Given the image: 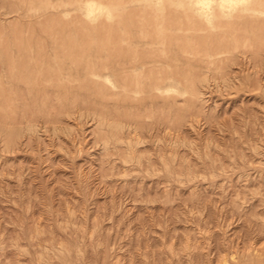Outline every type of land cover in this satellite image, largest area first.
Segmentation results:
<instances>
[{
	"label": "rangeland",
	"instance_id": "374dc122",
	"mask_svg": "<svg viewBox=\"0 0 264 264\" xmlns=\"http://www.w3.org/2000/svg\"><path fill=\"white\" fill-rule=\"evenodd\" d=\"M28 1L0 0V264H264V7L248 10L253 0L208 1L225 22L211 28L215 38L209 42L235 48L233 59H225L227 67L186 60L174 50L170 85L158 89L146 83L140 92L121 89L113 76L89 77L82 68L73 69L74 80L62 79L60 97L70 107L53 117L51 102L43 106L35 101L37 93H27V84L24 92L8 81L10 59L17 72L22 58L41 51L43 64L50 60L61 70L53 50L61 54L62 44L76 55L81 47L95 53L108 30L110 36L118 27V32L129 28L138 39L137 20L147 31L152 16L162 27L170 14L194 18L203 5L198 0H46L48 6L44 0ZM185 35L193 56L197 32ZM72 40V46L66 43ZM98 60L93 57L92 64L98 67ZM184 65L191 70H181ZM183 71L199 74L193 79ZM91 77L97 88H106L96 97L108 102L105 113L94 110L95 99L89 107L79 100L70 104L80 98L76 87L88 90ZM112 85L116 90L107 91Z\"/></svg>",
	"mask_w": 264,
	"mask_h": 264
},
{
	"label": "bare ground",
	"instance_id": "6f19581e",
	"mask_svg": "<svg viewBox=\"0 0 264 264\" xmlns=\"http://www.w3.org/2000/svg\"><path fill=\"white\" fill-rule=\"evenodd\" d=\"M23 1V0H22ZM28 1V0H27ZM45 2H46V0H44ZM43 1V2H44ZM62 1V0H61ZM70 1V0H69ZM75 1V0H74ZM82 1V0H81ZM135 1V0H134ZM139 1V0H138ZM209 0H198V4L199 3H201V5H203V7H201V9L199 10V14L198 15H196L195 13V15L193 14V17L194 18H192L190 15H189V13H187V12H185V14L182 16L184 19H182V18H177V17H175V16H172L171 14H170V20H168L166 23H164L163 24V26L162 27H160V26H158V24H157V22H158V18H156V17H151L150 19H149V22H148V25L150 26L149 27V29L147 30V31H145V28H144V25H143V23H140L141 21L140 20H137V23H135L137 26H138V28H139V38L137 39L135 36H137L136 34H135V36H134V34H133V32L129 29V28H125L124 29V31L123 32H118V31H121V29L119 30V27H118V31L117 32H114L113 30V32L112 33H114V35H110V36H107V35H109L110 34V31L108 32H105V33H108L107 35H105L104 36V44H101L99 47H98V49H97V51L95 52V53H92L91 51V49H92V47L90 48V47H87V48H85V47H81L82 45V42H80L81 44H79V45H81L80 47V49H79V47L77 48V49H79V51L81 50V53L79 52V51H77V52H79L80 53V55H76V54H78V53H76L75 51L74 52H72V50H70V48H67V47H65L66 45H63L62 43L63 42H65V41H62L61 42V40H63V36H61V38H59L58 39V35L56 36H54V37H56V40L58 39V40H60V42H61V44L63 45H61L60 46V42H59V46L60 47H62V49H60V51H62L61 52V54H59V52L57 51V50H53L54 52L53 53H55L57 56H59L58 58L60 59V60H58V64L57 65H59V66H64V67H68V69L67 70H65L64 69V67L60 70V69H58V68H55V67H53L54 65L50 62V60H48V61H46L47 63L46 64H43L42 62H41V60H42V55L40 54V53H42L41 51H36L37 53H36V56L35 57H33L32 55H30V56H27L26 57V59H25V57L24 58H22L20 61H19V63L17 64V67H18V71L17 72H15L14 70H16L17 68H15L14 66H13V64L11 63V59L8 61L9 62V64L7 65V66H9V72H8V75H7V79H8V81L9 82H12V84L14 85V87L16 86L17 88L19 87V88H23V90H24V87L26 86V84H27V86H26V90H27V88L29 89V90H27V93H28V91H29V94H33V93H37V94H34V96H35V101H37V102H40V104H41V102H42V104L41 105H43L44 106V103H48L49 102V104H50V102H51V104H52V107H51V109H54V110H56L57 111V113L56 112H54L53 113V117L54 116H57V114H58V112L60 111V112H62L63 110H68L69 109V107H70V105L69 106H67L66 105V103H65V101L63 100H61L62 98H60V97H62V91H63V86H62V79L65 77H67V78H74V77H71L72 76V70L73 69H75L76 71L77 70H79L80 68H82V70L89 76V74L92 76H94L95 74H97L98 76H103V74H106V79H108V80H111V79H109L111 76H113L114 77V79H116V82H118V83H121V85H119V86H121V89H122V87L124 88V89H126V91H131V92H136L137 90H139V89H142L145 85H146V83H148L150 86L151 85H153L155 88H158V89H163V88H166V87H168L169 85H170V83H171V80H172V77L170 76L171 74H173L174 72L172 71V70H174V69H172V70H170L169 71V66L171 65L172 66V55H171V53H172V51H174V50H176L175 52H179V53H181V56H182V58H184V59H186V60H191V59H196V60H199V61H202V62H205V63H210V62H212L213 64H218V63H221V62H225V59H227V61H228V59L231 57V52L232 51H234V47H232V46H221L220 45V43H217V42H215V43H210L209 41H214V38H215V36H213V35H215L212 31H211V28H214V27H217V26H220V25H222V24H224L225 22H223L224 20L222 19V17H221V15H220V10H218V8L217 9H215V10H211V9H213L212 7H210L211 5H210V2H208ZM213 1V0H212ZM222 2H224L223 0H221ZM233 1V0H232ZM241 1V0H240ZM31 2V1H30ZM44 2V3H45ZM88 2V1H87ZM86 2V3H87ZM92 2V1H91ZM119 2H120V0H119ZM133 2V1H132ZM218 2V1H217ZM251 2V1H250ZM16 3V2H15ZM28 3H29V1H28ZM51 3V2H50ZM85 3V5L87 6V4ZM89 3V2H88ZM141 3H142V0H141ZM181 3V2H180ZM214 3V2H213ZM219 3V2H218ZM230 3V2H229ZM236 3V5H237V2H235ZM27 4V3H26ZM90 4V3H89ZM92 4H93V2H92ZM92 4H90V5H92ZM212 4V3H211ZM217 4V3H216ZM224 4V3H223ZM227 4V3H226ZM242 4H244V3H242ZM28 5V4H27ZM30 5V4H29ZM46 5L48 6V4H47V2H46ZM148 5V4H147ZM185 5V4H184ZM195 5L197 6V4L195 3ZM200 5V4H199ZM217 5H220V4H217ZM227 5H229V4H227ZM241 5V4H240ZM12 6V5H11ZM194 6V5H193ZM244 6H245V4H244ZM247 6V5H246ZM100 7V6H99ZM148 7V6H147ZM173 7V6H172ZM200 7V6H199ZM219 8H221L220 6H218ZM225 7V6H224ZM223 7V8H224ZM236 7V6H235ZM237 7H239V6H237ZM241 7V6H240ZM264 7V0H253V3H251L250 5H249V7H248V10H253V9H259V8H263ZM128 8H129V6H128ZM130 8H132V7H130ZM158 8V7H157ZM168 8H170V7H168ZM176 8V7H175ZM243 8V7H242ZM247 8V7H246ZM42 9V8H41ZM49 9V8H48ZM100 9V8H99ZM173 9V11H175L174 10V8H172ZM208 9V10H207ZM226 9V8H225ZM236 9V8H235ZM239 9V8H238ZM241 9V8H240ZM264 9V8H263ZM46 10V9H45ZM130 10V9H129ZM135 10H137V9H135ZM176 10H177V8H176ZM231 10V9H230ZM242 10V9H241ZM51 11V10H50ZM127 11V10H126ZM131 12H133L132 10H130ZM158 11V10H157ZM178 11V10H177ZM187 11H188V9H187ZM229 10H227V12H228ZM232 11V10H231ZM243 11H244V9H243ZM246 11V10H245ZM263 11V10H262ZM43 12V11H42ZM176 12V11H175ZM179 12L181 13V11L179 10ZM222 12H223V10H222ZM247 12V11H246ZM259 12H260V10H259ZM39 13V12H38ZM155 13H156V10H155ZM157 13H159V12H157ZM192 13V12H191ZM124 14V13H123ZM262 14V13H261ZM132 15V14H131ZM179 15V14H178ZM225 15H227V14H225ZM260 15V14H259ZM263 15V14H262ZM134 16V15H133ZM258 16V15H257ZM261 16V15H260ZM264 16V15H263ZM262 16V17H263ZM241 17H242V15H241ZM133 18V17H132ZM121 18H119V20H120ZM125 19V18H124ZM136 19H137V17H136ZM236 19V18H235ZM234 19V20H235ZM255 19V18H254ZM118 20V21H119ZM127 20V19H126ZM130 20H132V19H130ZM118 21H116V23L118 22ZM134 21H136L135 19H134ZM258 21V20H257ZM264 21V20H263ZM223 22V23H222ZM120 23H121V20H120ZM231 23V22H230ZM259 23V22H258ZM129 24V23H128ZM131 24V23H130ZM232 24V23H231ZM240 24V23H239ZM104 25V24H103ZM112 25V24H111ZM115 25V27H116V25H118V24H114ZM233 25V24H232ZM231 25V26H232ZM237 25V24H236ZM255 25H257V23H255ZM264 26V22L263 23H261V26ZM112 27V26H111ZM114 26L112 27V28H115ZM234 27V26H233ZM249 27H252V26H249ZM253 27H256V26H253ZM111 28V29H112ZM121 28V27H120ZM123 28V27H122ZM87 29V28H86ZM135 29V28H134ZM210 29V30H209ZM234 29V28H233ZM253 29V28H252ZM252 29H250V30H252ZM255 30H256V28H254ZM254 29H253V31H254ZM262 29V28H261ZM260 29V30H261ZM101 30V29H100ZM241 30V29H240ZM264 30V29H263ZM194 31H196L197 32V37H196V43H195V49L193 50V53H194V55L193 56H190V48L188 47V43H187V40H185V38H186V35H185V32H194ZM208 31H209V33H208ZM227 31V34H228V30H226ZM225 31V32H226ZM242 31V30H241ZM79 32V31H78ZM80 32H83V30L82 31H80ZM79 32V33H80ZM98 32V31H97ZM103 32V31H102ZM136 32V31H135ZM175 32H177V33H175ZM181 32H183L184 34H181ZM254 32H256V31H254ZM253 32V33H254ZM77 33V32H76ZM85 33H87V32H84L83 34H85ZM101 33V32H100ZM105 33H103V34H105ZM218 33V32H217ZM249 33V32H248ZM252 33V34H253ZM257 33H259V32H257ZM264 33V32H263ZM262 33V31H261V36H263L264 34ZM61 34V33H60ZM83 34H80L81 36L83 35ZM193 34V33H192ZM252 34H251V36H252ZM256 34V33H255ZM254 34V37L256 36ZM263 34V35H262ZM217 35V34H216ZM219 35V34H218ZM226 35V34H225ZM259 34H257V36H258ZM91 36V38L92 37H94L95 35H90ZM134 36V37H133ZM209 36V37H208ZM223 36V35H222ZM232 36V35H231ZM248 36V35H247ZM256 36V37H257ZM80 37V36H79ZM82 37H84V35L82 36ZM191 37L193 38L194 37V34H193V36L191 35ZM214 37V38H213ZM227 38V36H224V38ZM97 38V37H96ZM210 40H209V39ZM217 38H219L218 36H217ZM223 38V37H222ZM223 38V39H224ZM225 38V39H226ZM239 38V37H238ZM252 38V37H251ZM47 39V38H46ZM52 39V38H51ZM54 39V38H53ZM81 39H83V38H81ZM98 39V38H97ZM125 40L126 39V42H127V44H122V40ZM131 39H133V41H130ZM134 39H137V41L134 43ZM222 39V40H223ZM224 39V40H225ZM228 39V38H227ZM247 39V38H246ZM254 40H255V38H253ZM257 39V38H256ZM48 40V39H47ZM93 40V39H92ZM96 40V39H95ZM249 40V39H248ZM259 40V39H258ZM89 41H90V39H89ZM100 41H101V39H100ZM228 42H229V39L227 40ZM256 41V40H255ZM25 42V41H24ZM34 42V41H33ZM54 43L56 42V41H53ZM73 43V40L72 41H68V42H66V43ZM96 42V41H95ZM111 43L112 42V44H111V46L110 45H108L109 43ZM208 42H209V46L207 45L208 44ZM219 42V41H218ZM258 42V41H257ZM47 43V42H46ZM69 43V44H70ZM108 43V44H107ZM223 43V42H222ZM227 43V42H226ZM22 44V43H21ZM45 44V43H44ZM65 44V43H64ZM90 44H91V42H90ZM89 44V45H90ZM107 44V45H106ZM25 45V44H24ZM56 45H57V43H56ZM68 45V44H67ZM71 45V44H70ZM88 45V46H89ZM93 45H94V43H93ZM92 44L90 45V46H93ZM107 47H106V46ZM241 45V44H240ZM43 46V45H42ZM50 46V45H49ZM49 46H48V48H49ZM72 46V45H71ZM70 46V47H71ZM84 46V45H83ZM253 46V45H252ZM34 47V46H33ZM75 47V46H74ZM106 47V48H105ZM224 47V52H223V54H224V57H219V55H220V51L222 50V48ZM238 47H240L239 45H238ZM20 48V47H19ZM22 49V48H21ZM31 49V48H30ZM72 49V48H71ZM88 49V50H87ZM239 49V48H238ZM240 49H242L241 47H240ZM256 49H260L259 47L258 48H256ZM256 49H255V51H256ZM50 50V49H49ZM75 50V49H74ZM94 50V49H93ZM18 51H21V50H18ZM32 51V50H31ZM238 51V50H237ZM254 51V50H253ZM255 51L253 52L254 53V56H255ZM16 52V51H15ZM22 52V51H21ZM211 52H213L215 55H216V57L214 58V59H208V55L211 53ZM236 52V51H235ZM243 52V51H242ZM241 52V53H242ZM249 52V51H248ZM251 52V51H250ZM53 53H51V54H53ZM73 53L76 55H73ZM234 53V52H233ZM232 53V54H233ZM20 54V53H19ZM178 54V53H177ZM176 54V55H177ZM243 54V53H242ZM257 54V53H256ZM22 55V54H21ZM104 55L106 56V60H105V62L103 61L104 60ZM175 55V56H176ZM250 55V54H249ZM251 55H252V53H251ZM14 56V55H13ZM174 56V57H175ZM178 56H179V54H178ZM181 56H180V58H181ZM50 57V56H49ZM51 57H53V56H51ZM94 57V59L96 60V59H99L98 61V63L100 64L101 63V65H99L100 66V68H98L95 64H92V58ZM96 57V58H95ZM249 57V56H248ZM20 58H21V56H20ZM181 58V59H182ZM259 58H260V56H259ZM14 59V58H13ZM32 59H33V65H32V69L30 68V64H31V61H32ZM51 59H53V58H51ZM231 59H233V58H230V60ZM253 59V58H252ZM175 60L176 61H179V58H177L176 59V57H175ZM183 60V59H182ZM14 61V60H13ZM12 61V62H13ZM175 61V62H176ZM234 61V60H233ZM233 61H231L232 63H233ZM253 61V60H252ZM255 61V65H256V60H254ZM97 62V61H96ZM180 62H181V60H180ZM191 62V61H190ZM5 63H7L6 61H5ZM14 63V62H13ZM98 63H96V64H98ZM179 62H177V64H178ZM204 63V64H205ZM226 63V62H225ZM224 63V66H226L227 67V65ZM228 63V62H227ZM230 63V62H229ZM228 63V64H229ZM4 64V63H3ZM179 64H181V63H179ZM178 64V65H179ZM182 64H183V62H182ZM189 64V63H188ZM258 64H260V63H258ZM205 65H207V64H205ZM221 65V64H220ZM4 66V65H3ZM208 66V65H207ZM206 66V67H207ZM211 66V65H210ZM223 65H221V67H222ZM257 66V65H256ZM190 67H191V65H190ZM253 67V66H252ZM28 68H30L31 69V71L30 72H27L28 71ZM189 68V65H187V66H183V67H181V70H184V71H186L187 69ZM192 68H194V67H192ZM208 68V67H207ZM209 68H211V67H209ZM219 68H220V66H219ZM99 69V70H98ZM190 69V68H189ZM188 69V70H189ZM195 70L197 69V68H194ZM199 69V68H198ZM214 69V68H213ZM220 69H222V68H220ZM98 70V71H97ZM191 70V69H190ZM175 71H176V69H175ZM183 71V72H184ZM194 71V70H193ZM199 71V70H198ZM3 72V71H2ZM4 72H6L5 70H4ZM105 72V73H104ZM169 72L171 73V74H169ZM77 73V72H76ZM84 73V74H85ZM176 73H177V71H176ZM182 73V72H181ZM180 73V74H181ZM184 73H187V72H184ZM183 74V73H182ZM195 74V75H194ZM199 74V73H198ZM197 74V75H198ZM4 75H6V73H4ZM187 76H188V73L186 74ZM190 75V74H189ZM193 75H194V77L196 76L197 77V75H196V73H193L191 76H192V78H193ZM32 76H34V80H33V83L31 84V83H29L27 80L28 79H31V77ZM177 76H178V74H177ZM191 76H188L189 78L191 77ZM200 76V75H199ZM90 77V76H89ZM95 77V76H94ZM93 77V78H94ZM181 77H182V75H181ZM92 77H91V79H93ZM98 78V77H97ZM96 78V79H97ZM177 78V77H176ZM185 78V77H184ZM194 79V78H193ZM196 79V78H195ZM65 80V79H64ZM67 81L69 80V79H66ZM72 80H74V79H72ZM98 80V79H97ZM96 80V81H97ZM187 80V79H186ZM185 80V81H186ZM189 80V79H188ZM88 81V80H87ZM91 81V83L90 84H88V86L90 85V87L88 88V90H86V91H84V88H86V85H80V84H78V85H80V86H77L76 87V89H78L77 91L79 92H77V94H79L80 95V98L77 96L76 98H74L73 100H72V102H70V104L73 106V104L75 105V104H77L78 103V100L83 104V105H86L87 107H89V105L91 104L90 102L91 101H93L94 99H95V101H93V105L94 104H96V102H98L97 104H98V106H93L94 107V110H97V109H100V110H102L101 112H104L105 113V107L107 106V103L105 102V99H104V97H101L100 99H98V98H96L97 96H99L98 95V93H100V94H102V92L104 91L105 92V89H104V87H103V85H100V87L99 88H97L96 86L97 85H94V83H96L95 82V80L93 79V81L92 80H90ZM180 81V80H179ZM191 81H193L194 82V80H192V79H190V81L189 82H191ZM4 82H6V81H4ZM8 82V83H9ZM64 82V81H63ZM79 82V81H78ZM86 82V81H85ZM123 82V83H122ZM264 82V81H263ZM64 83H66V82H64ZM70 83V82H69ZM75 85H77V82L75 81ZM89 83V82H88ZM107 83V82H106ZM173 83V82H172ZM179 83V82H178ZM183 83V82H182ZM102 84H104V83H102ZM147 84V85H148ZM175 84V83H174ZM189 84V83H188ZM65 85V84H64ZM71 85V84H70ZM73 85H74V83H73ZM189 85H191V84H189ZM188 85V86H189ZM193 85V87L195 86V84H192ZM23 86V87H22ZM68 86V85H67ZM173 86V85H172ZM187 86V87H188ZM197 86V85H196ZM9 87V86H8ZM13 87V86H12ZM15 87V88H16ZM69 87V86H68ZM175 87H178V86H176V84H175ZM186 87V88H187ZM192 87V86H191ZM190 87V88H191ZM119 88V87H118ZM151 88H153L152 86H151ZM155 88H154V90H152V91H155ZM185 88V89H186ZM195 88V87H194ZM194 88H192L191 90L193 91V89ZM69 89V88H68ZM76 89H75V91H76ZM109 89H110V91L111 90H114L115 89V86L114 85H112V86H109L108 87V90L107 91H109ZM146 89V88H145ZM148 90L150 89V88H147ZM189 89V88H188ZM187 89V90H188ZM70 90V89H69ZM116 90V89H115ZM118 90H120V88L118 89ZM117 90V91H118ZM148 90H146V91H148ZM125 90H124V92H126ZM150 92H151V90H149ZM164 91H166V90H164ZM170 91V90H169ZM14 92V91H13ZM24 92H25V90H24ZM116 92V91H115ZM138 92V91H137ZM139 92H140V90H139ZM144 92V91H143ZM157 92V91H156ZM189 92H191V91H189ZM194 92V91H193ZM197 92V91H196ZM15 93V92H14ZM21 93V92H20ZM141 93H142V91H141ZM141 93H140V95H141ZM166 93V92H165ZM195 93V92H194ZM198 93V92H197ZM16 94V93H15ZM112 95L113 96V92H109V94L108 95ZM119 94H121V93H119ZM133 94V93H132ZM144 94V93H143ZM143 94H142V96H143ZM150 94V93H149ZM196 94V93H195ZM20 95V94H19ZM27 95V94H26ZM25 95V96H26ZM121 95H123V94H121ZM144 95H146V94H144ZM197 95V94H196ZM4 95L2 94V97H3ZM11 96H13V95H11ZM21 96V95H20ZM19 96V97H20ZM135 96V95H134ZM137 97L139 96V93H138V95H136ZM192 96H193V94H192ZM198 96V95H197ZM1 97V100L3 99ZM15 97L17 98V95H15ZM14 97V98H15ZM19 97H18V99H19ZM28 97V96H27ZM60 99H59V98ZM113 97H116V95L115 96H113ZM146 97V96H145ZM144 97V98H145ZM168 97V96H167ZM194 97V99H196L195 98V96H193ZM13 98V97H12ZM13 98V99H14ZM15 98V99H16ZM68 98H69V96H68ZM117 98V97H116ZM129 98V97H128ZM5 99V98H4ZM14 99V100H15ZM32 99V98H31ZM108 99H110V98H108ZM170 99V98H169ZM6 100V99H5ZM14 100H13V102H11V100H10V104L11 103H15L14 102ZM20 100H21V98H20ZM19 100V101H20ZM29 99L27 98V101H28ZM98 100H100V101H98ZM113 100V99H112ZM112 100H110L111 102H112ZM22 101H23V99H22ZM34 101V100H33ZM58 101V102H57ZM117 101H119V99L117 100ZM3 102V101H2ZM55 102L56 103H59V104H55ZM127 102H129V101H127ZM22 103V102H21ZM115 103V102H114ZM113 103V104H114ZM119 103H120V101H119ZM124 103V102H123ZM155 103H156V101H155ZM23 104V103H22ZM30 104H31V100H30ZM105 104H106V106H105ZM109 104H111V103H109ZM109 104H108V106H109ZM113 104H111V106L113 105ZM127 104V103H126ZM129 105H130V103H128ZM189 104V103H188ZM4 105H5V102H4ZM29 105V104H28ZM34 105V104H33ZM33 105H29V106H32L33 107ZM114 105H116V104H114ZM138 105V104H137ZM24 107L23 108H25L26 106L25 105H23ZM35 106H36V104H35ZM39 106V105H38ZM121 106L123 107H126L125 105H123V104H121ZM132 106V105H131ZM130 106V107H131ZM133 106H134V104H133ZM139 106V105H138ZM5 107V106H4ZM3 107V108H4ZM8 107V106H7ZM18 107V106H17ZM48 107H49V105H48ZM92 107V106H91ZM113 107V106H112ZM116 107V106H115ZM121 107V108H122ZM166 107V106H165ZM22 108V109H23ZM35 108H37V107H35ZM40 108V107H39ZM42 108V107H41ZM75 108V107H74ZM96 108V109H95ZM117 108V107H116ZM115 108V109H116ZM128 108V107H127ZM168 108V107H167ZM170 108V107H169ZM43 109H45L44 107H43ZM90 109V108H89ZM108 109V108H107ZM114 109V110H115ZM126 109V108H125ZM138 109V108H137ZM151 109V108H150ZM163 109V108H162ZM165 109V108H164ZM17 110H20L19 108L17 109ZM30 110H32V109H30ZM36 110V109H35ZM42 110V109H41ZM40 110V111H41ZM62 110V111H61ZM91 110V109H90ZM110 110V109H109ZM148 110V109H147ZM34 111V109L32 110V112ZM89 111V110H88ZM93 111V110H92ZM91 111V112H92ZM112 111H113V108H112ZM116 111V110H115ZM150 111H152V110H150ZM30 112V111H29ZM43 112V111H42ZM94 112V111H93ZM96 112V111H95ZM101 112H99L98 111V113H99V115H100V113ZM107 112H108V110H107ZM111 112V111H110ZM114 112V111H113ZM122 112H124V111H122ZM155 112V111H154ZM166 112V111H165ZM17 113V112H16ZM18 113H19V111H18ZM17 113V114H18ZM34 113H35V111H34ZM34 113H33V117L31 116V119L32 118H34L35 116H34ZM45 113H46V111H45ZM56 113V114H55ZM63 113H65L66 114V111L64 112L63 111ZM69 113V112H68ZM146 113V112H145ZM164 113V112H163ZM168 113V112H167ZM23 114V113H22ZM25 114V113H24ZM124 114V113H123ZM137 114V113H136ZM19 115V114H18ZM28 115V114H27ZM32 115V114H31ZM42 115V114H41ZM46 115V114H45ZM59 115V114H58ZM98 115V114H97ZM109 115V114H108ZM113 115H114V113H113ZM20 116V115H19ZM23 116V115H22ZM49 116H50V114H49ZM101 116H102V118H103V114H101ZM105 116H106V114H105ZM104 116V117H105ZM110 116H112V115H110ZM166 116V115H165ZM21 117V116H20ZM40 117V116H39ZM43 117H44V115H43ZM46 117V116H45ZM44 117V118H45ZM27 118V117H26ZM52 118V117H51ZM56 119H57V117H55ZM110 118H113V116L112 117H110ZM21 119V118H20ZM29 119H30V117H29ZM37 119V118H36ZM54 119V118H53ZM131 119H133V118H130V120ZM164 119H166L165 117H164ZM28 120V119H27ZM32 120H34V119H32ZM163 120V119H162ZM50 121H51V119H50ZM114 121V120H113ZM120 121V120H119ZM29 122H31V121H29ZM33 122V121H32ZM48 122V121H47ZM54 122H57V121H55L54 120ZM118 122V121H117ZM111 123V122H110ZM114 123V122H113ZM30 124V123H29ZM141 124V123H140ZM27 125V124H26ZM114 126V125H113ZM32 128V127H31ZM231 208V207H230ZM254 226V225H253ZM261 229V228H260ZM259 231V230H258ZM261 232V231H260ZM251 233V232H250ZM86 262V261H85ZM263 262V261H262ZM246 264V263H245ZM250 264H252V263H250ZM260 264H261V262H260Z\"/></svg>",
	"mask_w": 264,
	"mask_h": 264
}]
</instances>
